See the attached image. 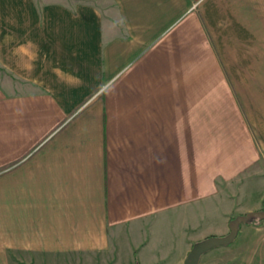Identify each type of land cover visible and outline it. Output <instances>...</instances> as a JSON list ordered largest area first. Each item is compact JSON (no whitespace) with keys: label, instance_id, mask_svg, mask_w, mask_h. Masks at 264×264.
Here are the masks:
<instances>
[{"label":"crops","instance_id":"0c3cea01","mask_svg":"<svg viewBox=\"0 0 264 264\" xmlns=\"http://www.w3.org/2000/svg\"><path fill=\"white\" fill-rule=\"evenodd\" d=\"M262 13L0 0V264H264Z\"/></svg>","mask_w":264,"mask_h":264},{"label":"water","instance_id":"95a60500","mask_svg":"<svg viewBox=\"0 0 264 264\" xmlns=\"http://www.w3.org/2000/svg\"><path fill=\"white\" fill-rule=\"evenodd\" d=\"M257 213H247L230 223L229 232L224 236L209 237L199 242L194 243L187 252L182 264H197L200 255L210 249L227 245L234 240L237 234L238 226L245 222L248 218L255 216Z\"/></svg>","mask_w":264,"mask_h":264},{"label":"rangeland","instance_id":"374dc122","mask_svg":"<svg viewBox=\"0 0 264 264\" xmlns=\"http://www.w3.org/2000/svg\"><path fill=\"white\" fill-rule=\"evenodd\" d=\"M260 2H261V4H262V7H264V0H259ZM262 14H264V13H262ZM260 211H262V212H264V198H263V200H262V203H261V207H260ZM246 213H244V214H233L231 217H230V223L233 221V220H235V219H237V218H239V217H241V216H243V215H245ZM262 214H264V213H262ZM264 220V219H263ZM254 221V223L256 222V223H258L257 221H262V220H256V219H253V217H250V218H248L245 222H242L241 224H246V223H250V222H253ZM229 232V231H228ZM228 234V233H227ZM226 234V235H227ZM224 236V235H223ZM210 237H215V236H210ZM207 238H209V237H207ZM206 239V238H205ZM204 240V239H203ZM232 250H233V252H234V250H235V252L234 253H237V248L235 247V248H232ZM231 253H232V251H230L229 252V256H231ZM227 255H228V253H226L225 252V250H224V252H221L220 254H218V255H216V261L217 262H221V260L222 259H224V258H226L227 257Z\"/></svg>","mask_w":264,"mask_h":264}]
</instances>
